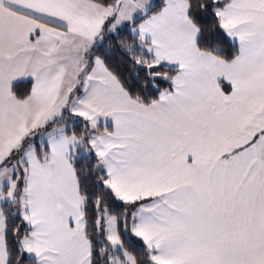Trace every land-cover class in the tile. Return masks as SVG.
<instances>
[{
  "label": "snow or ice",
  "instance_id": "obj_1",
  "mask_svg": "<svg viewBox=\"0 0 264 264\" xmlns=\"http://www.w3.org/2000/svg\"><path fill=\"white\" fill-rule=\"evenodd\" d=\"M0 264H264V0H0Z\"/></svg>",
  "mask_w": 264,
  "mask_h": 264
}]
</instances>
